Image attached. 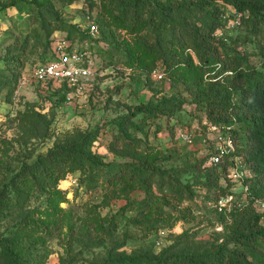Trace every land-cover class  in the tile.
Returning a JSON list of instances; mask_svg holds the SVG:
<instances>
[{
    "label": "rangeland",
    "instance_id": "obj_1",
    "mask_svg": "<svg viewBox=\"0 0 264 264\" xmlns=\"http://www.w3.org/2000/svg\"><path fill=\"white\" fill-rule=\"evenodd\" d=\"M171 1L151 0L163 7ZM239 17L227 4L218 32L246 33ZM150 28L149 12L134 5L126 10L121 0H0V191L23 165L46 152L56 135L74 127L96 129L93 150L116 163L131 157L115 153L113 141L122 149L125 140L136 138L139 146L123 152L144 151L150 178L142 187L129 171H109L108 179L86 187L80 172H73L35 193L14 244L27 263L136 264L135 254L186 256L224 241L219 205L227 200L197 179L229 131L208 122L186 90L187 81L202 73L193 40L173 45L188 63L166 62L151 45ZM60 36L90 52L93 72L76 89L49 84L42 93L31 73L52 57ZM242 48L261 66L264 59L254 53V42ZM171 99L183 103L171 110ZM140 103L163 109L135 112ZM28 114L47 127L45 134L32 137V129L24 130V121L32 123ZM241 170L237 179L229 169L219 181L234 194L228 208L246 201L243 178L252 171L247 163ZM25 186L35 192L32 180ZM254 204L262 211L261 201ZM12 223L0 218V237Z\"/></svg>",
    "mask_w": 264,
    "mask_h": 264
},
{
    "label": "trees",
    "instance_id": "obj_2",
    "mask_svg": "<svg viewBox=\"0 0 264 264\" xmlns=\"http://www.w3.org/2000/svg\"><path fill=\"white\" fill-rule=\"evenodd\" d=\"M121 4L126 10L134 5L149 12L150 29L155 38L151 45L161 51L166 62H189L187 56L173 48L177 42L184 43L187 37L197 48L202 73L187 81L186 90L192 96L191 101L206 114L208 122L228 130L235 145L220 161H210V165L203 166L197 182L207 190L218 189L217 197L221 198L229 191L227 186L219 185V181L227 178L236 156L242 158L252 171L243 178L248 190L246 201L230 208L223 206L219 211L225 223L223 242L186 256L135 254L134 262L264 264V212L254 204L256 199L264 201V61L261 66L258 65L251 60V53L242 48L245 43L254 42L258 48L254 53L264 59V0H172L169 7L151 0H121ZM227 4L240 12L239 22L245 25L246 33L218 32L224 27L222 15L227 11ZM56 87L65 91L70 89L65 83ZM168 103L173 110L179 108L183 101L171 99ZM147 109L163 108L140 103L134 111ZM26 117L32 123L28 126V121H24L23 128L32 129L30 136L47 132V127L33 115ZM97 136L96 129L82 127L62 131L46 152L39 153L32 162L23 165L9 182L4 183L0 191V218L3 216L13 223L8 226L7 235L0 237V264H29L24 256L18 258L15 252L19 225L27 223L33 195L57 186L67 174L80 172V182L86 187H94L99 180L110 177L109 171L113 175L129 171L132 180L137 179L140 186L147 187L146 181L150 178L146 180L148 160L145 152H123L126 147L134 149L139 146L136 138L131 136V141L125 140L122 149H118L113 141L111 148L115 153L131 157V160L116 163L104 160L93 150ZM28 180L35 184V192L26 188Z\"/></svg>",
    "mask_w": 264,
    "mask_h": 264
},
{
    "label": "built area",
    "instance_id": "obj_3",
    "mask_svg": "<svg viewBox=\"0 0 264 264\" xmlns=\"http://www.w3.org/2000/svg\"><path fill=\"white\" fill-rule=\"evenodd\" d=\"M92 29H96V25L92 24ZM93 61L90 57V52L85 48H80L75 41L68 37L60 36L56 40L52 51V57L44 62H41L34 66L31 73L32 79L38 84L39 90L44 92L45 88L51 84L54 86H61L67 84L70 88L76 89L83 82L84 79L89 78L93 72ZM217 127L216 125H213ZM235 148L233 138L231 135H227L222 144H219L217 150L211 155V161L218 162L224 156V154ZM245 164L242 158L236 156L233 159L231 165V176L235 179L241 176V165ZM247 188V187H246ZM233 193L230 192L223 199H220L219 208L223 206L228 207V201L233 198ZM256 201L262 202V211L264 212V201L256 199ZM264 215V214H263Z\"/></svg>",
    "mask_w": 264,
    "mask_h": 264
}]
</instances>
